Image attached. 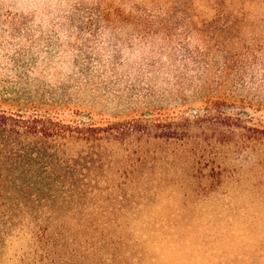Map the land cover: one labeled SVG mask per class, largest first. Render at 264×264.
Returning a JSON list of instances; mask_svg holds the SVG:
<instances>
[{"label": "rangeland", "instance_id": "obj_1", "mask_svg": "<svg viewBox=\"0 0 264 264\" xmlns=\"http://www.w3.org/2000/svg\"><path fill=\"white\" fill-rule=\"evenodd\" d=\"M0 112L144 132L7 177L0 264H264V0H0Z\"/></svg>", "mask_w": 264, "mask_h": 264}, {"label": "trees", "instance_id": "obj_2", "mask_svg": "<svg viewBox=\"0 0 264 264\" xmlns=\"http://www.w3.org/2000/svg\"><path fill=\"white\" fill-rule=\"evenodd\" d=\"M40 115L34 113L25 118L0 112V187L10 177L8 184L25 197L24 191L31 185L40 184V192H49L55 183L66 191L80 188L86 180L85 170L102 160L96 150L99 144L104 141L124 143L144 135L143 130L132 123L69 124ZM49 140L57 143L55 149ZM80 143L87 149L81 150L75 159L70 158V150ZM197 164L200 165L201 160ZM199 169L204 171L202 166ZM11 177L14 178L11 180ZM19 178H23L22 186L16 181Z\"/></svg>", "mask_w": 264, "mask_h": 264}]
</instances>
